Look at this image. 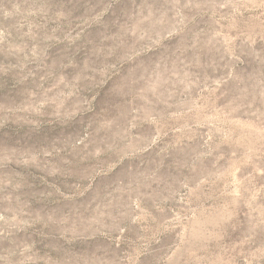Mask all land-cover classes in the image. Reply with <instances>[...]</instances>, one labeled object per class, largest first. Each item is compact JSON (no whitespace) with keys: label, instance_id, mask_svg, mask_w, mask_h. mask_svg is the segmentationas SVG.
<instances>
[{"label":"rangeland","instance_id":"obj_1","mask_svg":"<svg viewBox=\"0 0 264 264\" xmlns=\"http://www.w3.org/2000/svg\"><path fill=\"white\" fill-rule=\"evenodd\" d=\"M0 264H264V0H0Z\"/></svg>","mask_w":264,"mask_h":264}]
</instances>
